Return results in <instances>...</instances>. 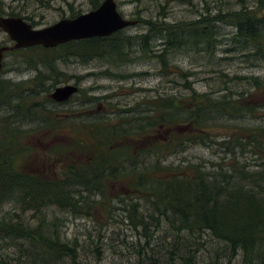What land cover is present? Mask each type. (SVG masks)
<instances>
[{
    "label": "rangeland",
    "instance_id": "1",
    "mask_svg": "<svg viewBox=\"0 0 264 264\" xmlns=\"http://www.w3.org/2000/svg\"><path fill=\"white\" fill-rule=\"evenodd\" d=\"M115 2L123 18L138 21L135 26L124 30L126 36L133 37L147 33L145 21L172 26L183 25L215 17L219 13H237L243 9L252 11V14L259 18H263L264 15V9L257 8L259 0H115ZM24 5V2L19 0H0V17L8 16L12 11L23 12ZM91 10L90 0H50L45 6L36 2L30 4L24 15L34 11L32 21L27 22L39 29L60 19L71 18V11L80 15ZM216 26L219 36L214 50L210 52L206 48L203 49L204 45L195 49L183 46L175 52L168 53L165 67H162L159 59L154 57L162 53L165 39H153L149 43L151 51L149 54L146 53L148 57L144 56L136 42L130 55L134 59L127 63L112 64L103 59L81 63L75 58L55 62L52 73L56 79L48 82L52 84L50 93L56 87L66 84L76 85L78 92L67 102L49 103L47 105L49 112L42 114L39 110L33 111L40 119L42 116L45 117L46 125L11 120L12 126L21 127L24 133L33 131L29 139L23 134L24 138H20L19 141L23 145L36 148L34 153L38 158H48L53 143L51 140L55 138L56 141L68 142L69 130H72L74 136L77 134L74 133L77 128L81 130L90 125L103 126L97 123L100 121L135 130L158 115L150 111L153 109L152 102L168 97L187 99L192 90L212 99L228 96L234 103L240 99L242 103L254 106V113H245L239 118H225L217 123L210 122L207 129L210 134H205V144L196 141L195 144L185 145L171 152L170 147L164 148L166 141L163 140L168 137L170 131L166 130L167 128L155 129L151 137H148L150 141L146 140L139 148L132 149V153L127 150L121 158L129 161L145 159L147 164L148 160L154 161L159 154H163L165 156L159 157L163 165L181 169L189 165L198 166L209 175L227 172L236 176V171L240 170L241 176L244 172L248 176L250 173L264 170V145L258 149L246 137V133L245 136L242 134L249 130L252 134L256 133L253 134L255 139L263 140L264 132L260 131L264 129V108L261 107L264 106V59L254 55L256 47L252 45L248 47V43H240L238 40L236 42L234 37L238 32L234 26L224 23H218ZM257 43L259 49L264 52V39L258 40ZM0 46H12L2 30ZM52 54L54 53L49 51L48 57L53 56ZM44 57L46 53L40 49L13 50L4 54L0 82H5L6 85L3 87L8 94L12 92L17 95L15 100L28 97L27 92L32 91L31 80L37 71L50 74L44 71L40 64L35 68L36 62L39 63ZM252 79L259 81V88L254 86ZM43 101L44 95H40L26 102L19 100L17 102L21 103V113L29 116L22 107L23 104L39 105ZM51 112L53 114H49ZM55 114L64 118L63 122L68 130L63 131L62 126L50 130L49 124L53 125ZM83 133L88 140L90 136L84 130ZM147 133L151 134L150 131ZM49 137L52 139L47 140ZM154 139L160 141V150L152 147L151 142L155 141ZM126 140L118 138L117 144L134 143ZM147 152L148 155L145 157ZM79 158L87 159L84 156ZM138 169L141 168L138 166ZM119 192L128 194L123 188L110 192L107 190L109 198L103 199V207L95 210L92 218L56 208L46 211L48 221L54 222L56 218L58 219L57 234L60 241L70 246L75 245L78 264H170V262L185 264L182 256L187 253L196 255V264H243L240 251L229 260L227 245L215 239L209 232L194 235L185 232L178 234L175 225L168 221L166 216L155 215V219H150L152 209L146 198L138 197L132 192H129L128 197L123 198L124 195H120L115 198ZM94 199L101 201V197ZM131 204L137 205L135 217L129 212ZM9 210L10 207H4L5 212ZM33 216V213H26L24 217L29 219ZM139 218L146 219L145 229L138 225ZM32 221L36 223V220ZM7 244L0 242V264L7 262L16 264L18 253ZM23 246L26 247V244ZM21 259L24 261L23 257ZM36 264L40 263L36 260ZM50 264L72 263L69 257H63Z\"/></svg>",
    "mask_w": 264,
    "mask_h": 264
},
{
    "label": "trees",
    "instance_id": "2",
    "mask_svg": "<svg viewBox=\"0 0 264 264\" xmlns=\"http://www.w3.org/2000/svg\"><path fill=\"white\" fill-rule=\"evenodd\" d=\"M19 1L25 4L23 12L12 11L8 16L32 21L34 11L24 15L30 4L36 2L45 6L50 0ZM100 3L99 0H90L92 10ZM257 8L264 9V0H259ZM76 15L78 13L71 11V18ZM218 23L234 26L238 32L234 37L236 42L238 40L240 43H248V47H256L254 55L264 59V52L257 43L264 39V17H256L247 9L237 13H219L215 17L183 25L145 21L147 33L135 37L126 36L124 29L109 37L72 41L51 49L41 46L25 49L44 51L46 57L39 60V63L36 62L35 68L40 64L50 74L37 71L31 80L32 91L27 92L28 97L18 99L26 102L44 95V101L39 105L23 104L22 107L29 116L21 113V103L15 100L17 95L12 92L8 94L3 87L5 82H0V242H7L10 248H15L18 253L16 264H19V260L20 264H36V260L40 264H50L63 257H69L72 264H78L75 245L70 246L60 241L57 234L58 219L48 221L46 211L56 208L92 218L95 210L103 207V199L109 198L107 190L110 192L118 188L125 189L128 194L119 192L115 198L120 195L128 197L131 192L146 198L152 209L150 219H155V215L166 216L175 225L178 234L209 232L227 245L229 260L240 251L243 264H264L263 169L248 176L245 172L241 176L240 170L236 171V176L227 172L209 175L198 166L189 165L181 169L163 165L159 159L160 156H165L163 154H159L154 161L148 160L147 164L145 159L129 161L121 158L127 150L132 153V149L139 148L146 140L150 141L148 137H151L155 129L167 128L170 131L168 137L163 139L166 141L164 148L170 147L169 152L195 144L196 141L204 143L205 134H210L207 130L210 122L239 118L245 113L253 114L254 106L246 105L240 99L239 102H231L228 96L212 99L191 90L187 99L168 97L152 102L153 109L150 111L158 115L135 130L100 121L97 123L103 126L90 125L81 130L77 128L74 136L72 130H69L70 140L66 139L68 142L49 137L47 140L51 138L53 143L48 158L41 159L34 153L36 148L19 141L24 136L29 139L33 131L24 133L21 127H14L10 123L14 119L19 122L47 124L45 117L40 119L33 111L39 110L44 114L49 112L47 105L55 103L48 97L52 87L48 82L56 79L52 66L57 61L75 58L81 63H88L93 59H103L112 64L127 63L134 59L130 55L136 42L144 56L148 57L146 53L151 51L149 43L153 39H165L162 53L154 56L165 67L168 53L183 46L195 49L204 45L203 49L210 52L214 50L219 36L216 26ZM49 51L54 53L53 56L48 57ZM252 82L256 88L260 87L257 79H252ZM63 120L62 116L55 114L53 125L49 124L50 130L61 126L63 131L68 130ZM83 130L90 136L88 140ZM262 131L264 129L260 132ZM245 133L256 148L264 145V134L263 140H257L254 137L256 133L253 135L251 131L245 130L243 136ZM118 138L134 143L119 145ZM154 140L151 142L152 147L160 150V141ZM147 155L148 152L145 157ZM81 156L87 159L79 158ZM95 197H101V201H95ZM4 207H10L11 210L5 212ZM129 212L135 217L137 205L131 204ZM26 213H33V218L26 219ZM32 220H36V223ZM146 224V219H138V225L144 229ZM182 258L185 264H196L197 261L196 255L190 253Z\"/></svg>",
    "mask_w": 264,
    "mask_h": 264
},
{
    "label": "water",
    "instance_id": "3",
    "mask_svg": "<svg viewBox=\"0 0 264 264\" xmlns=\"http://www.w3.org/2000/svg\"><path fill=\"white\" fill-rule=\"evenodd\" d=\"M136 24V20L125 19L121 16L115 0H103L94 10L74 18L60 19L39 29L34 28L21 17H0V29L13 43L12 47H0V70L2 69L3 54L8 50L36 46L51 49L72 41L109 37ZM77 92L76 85L66 84L56 87L49 96L55 103H64Z\"/></svg>",
    "mask_w": 264,
    "mask_h": 264
},
{
    "label": "flooded vegetation",
    "instance_id": "4",
    "mask_svg": "<svg viewBox=\"0 0 264 264\" xmlns=\"http://www.w3.org/2000/svg\"><path fill=\"white\" fill-rule=\"evenodd\" d=\"M0 30H1V29H0ZM10 42H11V41H10ZM11 43H12V42H11ZM12 45H13V43H12ZM9 47H12V46H9ZM27 49H29V48H27ZM14 50H15V49H14ZM19 50H22V49H19ZM8 51H13V50H8ZM5 53H6V52H5ZM5 53H4V54H5ZM4 54H3V57H4ZM2 68H3V60H2ZM1 70H2V69H1ZM1 70H0V71H1ZM69 100H70V99H69Z\"/></svg>",
    "mask_w": 264,
    "mask_h": 264
},
{
    "label": "bare ground",
    "instance_id": "5",
    "mask_svg": "<svg viewBox=\"0 0 264 264\" xmlns=\"http://www.w3.org/2000/svg\"><path fill=\"white\" fill-rule=\"evenodd\" d=\"M101 4V3H100ZM138 23V22H137ZM1 47V46H0ZM239 108V107H238ZM207 120V119H206Z\"/></svg>",
    "mask_w": 264,
    "mask_h": 264
}]
</instances>
